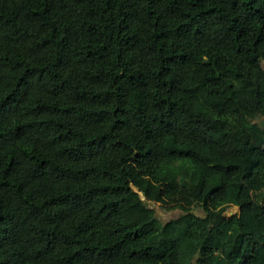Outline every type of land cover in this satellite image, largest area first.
Segmentation results:
<instances>
[{
	"label": "trees",
	"instance_id": "1",
	"mask_svg": "<svg viewBox=\"0 0 264 264\" xmlns=\"http://www.w3.org/2000/svg\"><path fill=\"white\" fill-rule=\"evenodd\" d=\"M258 103L264 0H0V264H264Z\"/></svg>",
	"mask_w": 264,
	"mask_h": 264
},
{
	"label": "rangeland",
	"instance_id": "2",
	"mask_svg": "<svg viewBox=\"0 0 264 264\" xmlns=\"http://www.w3.org/2000/svg\"><path fill=\"white\" fill-rule=\"evenodd\" d=\"M256 110H257L258 115H259L257 117L256 121L258 123L263 122V124H264V104L263 103L256 104ZM262 150L264 153V144L262 146ZM261 198L262 197L259 198L258 202L261 200ZM146 204L150 210L154 211L155 215L160 219L161 222H165L166 220L173 218V217H176L180 214L179 210H177V209L167 210L158 202L147 201ZM193 211L198 215L203 214V210L200 207H195L193 209ZM237 211H238V208L236 206H232V207H229L224 212V214L228 216V215L235 213Z\"/></svg>",
	"mask_w": 264,
	"mask_h": 264
},
{
	"label": "water",
	"instance_id": "3",
	"mask_svg": "<svg viewBox=\"0 0 264 264\" xmlns=\"http://www.w3.org/2000/svg\"><path fill=\"white\" fill-rule=\"evenodd\" d=\"M137 191H139V193H140L142 199L145 200V199H144V194L140 192V189H138Z\"/></svg>",
	"mask_w": 264,
	"mask_h": 264
}]
</instances>
